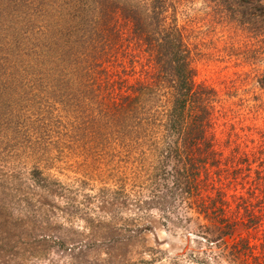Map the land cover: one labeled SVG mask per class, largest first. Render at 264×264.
I'll return each mask as SVG.
<instances>
[{
    "label": "trees",
    "instance_id": "obj_1",
    "mask_svg": "<svg viewBox=\"0 0 264 264\" xmlns=\"http://www.w3.org/2000/svg\"><path fill=\"white\" fill-rule=\"evenodd\" d=\"M185 1L198 0H38L40 10L64 14L74 39V70L56 72L64 84L71 81L78 122L71 149L86 156L89 142L100 145L92 147L102 149L99 155L109 149L107 158L83 163L105 159L110 172L99 205L109 215V234L140 236L157 210L164 226L195 222L197 232L189 234L206 242V251L222 250L230 264H264V133L250 146L256 139L242 134V122H230L236 111L223 90L197 81L190 37L197 17L181 23ZM200 1L209 26L227 23L247 34L253 49L246 58L263 68L246 75L264 91V0ZM49 160L32 166L35 186L51 178ZM15 228L0 221V235ZM2 237L13 243L12 235Z\"/></svg>",
    "mask_w": 264,
    "mask_h": 264
},
{
    "label": "rangeland",
    "instance_id": "obj_2",
    "mask_svg": "<svg viewBox=\"0 0 264 264\" xmlns=\"http://www.w3.org/2000/svg\"><path fill=\"white\" fill-rule=\"evenodd\" d=\"M208 12L200 0L185 1L179 12L182 24L197 17L190 31L196 79L223 90L236 111L230 122H242V134L255 138L254 144L248 140L254 146L264 133V91L246 74L263 64L246 58L253 49L246 47L247 34L227 23L209 26ZM64 22L63 13L40 10L38 0H0V221L17 225L0 235L13 237L11 245L0 242V264H230L222 250L212 245L206 251V242L189 234L197 232L195 222L164 226L157 210L150 230L130 240H122L124 231L105 229L110 218L99 205L110 172L105 159L91 167L83 163L107 158L109 149L97 154V142L85 144L88 156L71 149L78 126L71 81L64 84L56 74L74 70V39ZM233 84V95H225ZM44 158L52 159L45 172L51 178L38 187L30 173Z\"/></svg>",
    "mask_w": 264,
    "mask_h": 264
}]
</instances>
